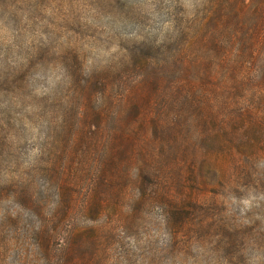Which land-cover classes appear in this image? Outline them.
<instances>
[{
	"label": "rangeland",
	"instance_id": "1",
	"mask_svg": "<svg viewBox=\"0 0 264 264\" xmlns=\"http://www.w3.org/2000/svg\"><path fill=\"white\" fill-rule=\"evenodd\" d=\"M255 3L0 0V264L31 249L33 224L43 219L56 225V169L64 176L88 173L75 187L78 204L62 226L65 233L81 229L74 232L75 243L66 241L75 256L70 264H264V151L258 142L257 150L235 146L234 137L218 132L212 121L202 125L195 115L179 127L186 137L177 146L187 155L180 153L185 172L203 165L202 183L193 185L184 174L180 189L165 194L180 199L172 205L139 202L141 187L149 192L152 186L143 181L133 187L128 180L124 196L117 186L100 187L95 209L85 212L98 166L113 160L117 168L132 142L157 138L148 125L170 97L154 93L146 81L193 32L213 44L208 35L214 24L225 25L226 34L250 31ZM259 12L261 22L264 1ZM197 58L204 71L208 57L202 52ZM165 71L159 83L164 89L177 79L173 70ZM192 77L198 79L195 69L182 80ZM203 80L215 84L210 74ZM115 122L134 131L114 155L106 127ZM250 129L236 124L228 130L249 133L243 138L255 145ZM24 264L45 262L32 256Z\"/></svg>",
	"mask_w": 264,
	"mask_h": 264
},
{
	"label": "trees",
	"instance_id": "2",
	"mask_svg": "<svg viewBox=\"0 0 264 264\" xmlns=\"http://www.w3.org/2000/svg\"><path fill=\"white\" fill-rule=\"evenodd\" d=\"M263 1L254 0L256 3L252 13L253 28L247 32L239 31L240 36L238 32L234 33V29L226 34L225 25L219 29L214 24L210 31L212 35H208L213 44L201 41V36L197 38L195 32L186 42L177 43L165 66L160 69L161 72L155 71L153 78L144 84L155 87L154 93L165 91L170 97L168 106L159 113L154 112L158 117H154V120H151L153 122L148 125L154 129L157 138L152 142L144 138H141V143L132 142L129 155L117 168L113 160L98 166L97 180L91 185L85 197L87 203L85 212L95 209V200L99 201L97 190L100 187L110 189L117 186L124 196L129 181L133 187L143 186L144 181L151 185L152 189L145 192L146 190L141 187L136 200L150 203L168 201L174 205V201L176 204L180 199L173 197L167 200L165 194L174 188L180 189L186 176L184 174L187 173V180L193 185L202 183L203 165H199L198 168L190 167L189 171L185 172L183 165L180 164L182 160L180 153L184 154V158L187 155L184 149L177 146L183 145L179 139L183 140L186 137V133H179L181 130L179 127L182 123L188 122L193 115L202 125L208 121L214 122L218 126V132H223L229 139L234 137L235 146L242 148L244 144H249L251 149L257 150L258 142L261 145L258 149L264 151V13L261 14V22H258L257 18ZM232 34L233 38L228 39ZM202 52L209 60L203 65L204 71L199 70L197 66L199 60L197 56ZM191 69L197 71L198 79L192 77L191 80L183 81L182 78L190 75ZM165 70H173L177 79L174 84H171L170 80V85L164 89L159 83L162 82V74H166ZM207 74L214 77V86L203 83L204 75ZM127 89L132 100L136 86L131 85ZM215 105L217 108L214 111ZM236 124L251 128L250 135L251 139L256 141L255 145L243 138V136L248 138L249 133H243L242 136L239 131L228 130L234 128ZM133 131L131 126L119 122L106 127L108 138L114 139L110 142H114V145L109 144L111 149H115L112 150L114 155L115 151L119 153L120 141L131 137ZM218 142L221 143V138ZM190 157L191 160L196 161L194 153ZM207 167L211 171L215 169L218 173V168L212 162L208 161ZM135 171V175L132 176L131 173ZM87 175L86 171L76 170L64 176L61 169H56V225L50 226L52 221L43 219L33 224L29 230L31 236L29 240H32L31 249L21 251L11 264H24L26 258L32 256H38V260L42 259L45 264H70L75 261V256L70 252L71 248L66 245V241L75 243L74 232L81 229H72L70 224H67L70 228H67L65 233L62 226H66L65 221L71 217L78 204L75 187H80ZM83 234L84 238L88 239L86 233ZM79 239L80 245L82 236ZM1 257L0 254V261Z\"/></svg>",
	"mask_w": 264,
	"mask_h": 264
}]
</instances>
